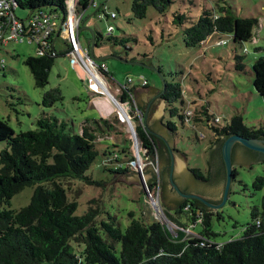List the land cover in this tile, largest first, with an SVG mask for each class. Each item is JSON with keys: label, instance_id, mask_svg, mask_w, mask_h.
<instances>
[{"label": "trees", "instance_id": "trees-1", "mask_svg": "<svg viewBox=\"0 0 264 264\" xmlns=\"http://www.w3.org/2000/svg\"><path fill=\"white\" fill-rule=\"evenodd\" d=\"M174 2L175 0H132V11L135 17L144 18L152 6L163 14ZM16 3L17 8L27 9L30 14L41 11L57 22V29L49 39L50 45L45 48V52L40 53V48H44L41 43L31 41L37 44L38 55H30L25 59V64L34 76L35 85L45 88L49 84L50 72L57 58L69 54L71 50L67 41L65 49L56 46V38L62 37L63 26L60 25L66 20L68 2L16 0ZM90 6L95 7L97 11H105L109 17L104 4L99 6L96 0H77L75 4L76 11L80 14ZM60 10L63 17L58 12ZM2 21L0 19V25ZM173 24L183 27V38L187 47L202 45L216 32L221 34L219 40L229 38L234 43L242 44L253 39V30L259 25L257 18L241 17L231 6L219 3L216 6L204 7L196 19L185 13L175 12ZM93 30L94 44L98 46L103 34ZM31 35L28 34L26 39L30 40ZM107 39L116 45L127 43L113 33L107 35ZM3 44L0 40V47ZM236 60L235 70L244 73L246 70L243 57L236 55ZM2 64L3 61L0 68L4 70L5 65ZM102 73L108 74L107 71ZM253 75L254 86L264 97V56L253 63ZM128 86L125 84L120 87L118 98L122 102L132 100L135 95L134 88ZM160 92L170 116L161 120L168 134L176 138L179 133V123L173 120V117H177L184 127L191 123L192 119L206 123L212 131L207 148L210 153L208 165L211 164V156L222 158L225 177L222 147L229 136L264 139V126L256 128L247 125L241 114L232 116L230 122L224 126L220 124L219 116L211 114L209 106L205 104L200 111H196L197 113L194 111L193 115L187 114V101L179 82L166 81L164 90ZM63 100L62 89L53 87L44 93L42 104L50 108ZM10 105L14 106L13 102ZM115 120L119 119L115 117ZM153 129L155 128L147 124L135 125L134 128L147 154L158 155L168 162V166L162 170V182L159 183V177L156 176L150 186L156 188L159 184L164 198L171 155L168 150L162 151L156 134L151 132ZM112 130L114 124L111 121L92 118L85 120L80 131L76 132L74 126L66 120L44 111L36 119L35 128L17 132L8 120L0 118V142H6V147L0 151V264H264V194L261 207L252 209V220L244 227L242 235L225 242L217 240L220 234L214 230L213 224V217L217 215L223 218V211L214 213L213 209L197 198H185L177 211V214L185 213L192 224L199 222L197 224H200L202 229L199 236L195 237L188 236L187 229L192 231L190 227H178L172 231L161 221L149 223L136 218L133 211L129 213L131 220L126 228L110 211H105L106 218L100 220L98 217L104 212L99 210L78 214V201L69 200L67 190L58 179L70 175L87 183L101 184L102 181H97L91 174H87L99 155L98 146L106 143L102 161L106 171L125 173L134 170L135 157H131L129 147L113 149L115 145L98 138L100 131ZM201 134H196L198 141L206 138V135ZM237 146L242 144L237 143ZM175 149L186 157L184 151L179 150L177 146ZM248 150L257 154L255 150ZM258 159L264 165V156ZM188 169L196 181H213V171L205 173V169L195 166H189ZM233 176L234 179L237 176L235 167ZM49 181L52 186L46 184ZM27 186L35 187L30 203L19 210L13 209V197ZM253 189L264 190V175L256 177ZM166 215L171 221L185 226L173 214L166 212ZM203 240L205 243L201 244Z\"/></svg>", "mask_w": 264, "mask_h": 264}, {"label": "rangeland", "instance_id": "rangeland-1", "mask_svg": "<svg viewBox=\"0 0 264 264\" xmlns=\"http://www.w3.org/2000/svg\"><path fill=\"white\" fill-rule=\"evenodd\" d=\"M96 2L99 6L104 4L107 13H117L116 18L107 17L105 11H97L93 6L88 7L84 12V20L91 26L82 31L81 44L85 48L92 28L100 31L103 38L100 45L94 47V53L97 57L108 56L105 63L112 75H104L103 70L98 71V83H95V78L82 64L83 62L80 67L75 57L69 53L57 58L50 72L49 84L45 88H39L35 85L29 66L25 64L28 56L38 55L37 44L25 39L18 42L11 41L0 47V62L3 61L5 65L4 70L0 68V118L8 120L10 126L17 132L35 128L36 119L44 111L66 120L74 126L76 132L80 131L82 123L87 119H107L114 124V130L100 131L98 133L100 141L115 145L113 149L129 147L132 152L131 157H135L134 161L137 162L134 170L116 174L140 173L150 166L155 177H159L160 183L162 182L160 157L147 154L129 122L131 119L133 124L135 121L140 125L145 124V113L138 106L135 95L132 100L121 102L118 98L119 94L115 91L116 87L125 84L130 87H144L143 81L146 80V88L141 89L160 92L164 90L166 81L179 82L187 101V114L193 115L194 111L197 113L196 111H200L205 104L209 106L211 114L219 116L222 126L230 122L232 116L240 114L247 125L256 128L264 126V97L257 92L253 81V63L264 56V0H175L163 14L154 7H149L144 18L135 17L132 0H96ZM218 3L231 6L241 17L258 19L259 25L253 30V39L242 44L234 43L229 39L224 44V40H219L221 34L216 32L202 45L187 47L184 43L183 27L173 24L174 13H185L196 19L204 7L216 6ZM58 12L63 17V12L61 10ZM16 14L20 19H26L30 11L18 7ZM110 26L114 27L113 35L120 40H126V44L116 45L113 41H108ZM63 38L66 39L65 35ZM56 46L57 48L63 46L61 37ZM236 55L243 57L246 70L244 73L235 70ZM91 83L102 89L110 88L121 105L110 97L108 91H101L106 92L104 95L114 107L111 112L102 113V109L89 102L90 94H94L90 91ZM53 87L62 89L64 100L56 103L54 107L47 108L43 106L42 98L44 93ZM158 100L163 106L159 121L166 116L170 118L165 109L166 103L160 96ZM11 102L14 106L10 105ZM138 108L141 110L139 111ZM115 117L119 120H115ZM173 120L179 123V133L176 138L168 135L173 147L177 146L187 154L186 158L174 152L183 158L187 173L191 176L187 170L189 166L200 167L208 173L207 148L212 138L211 129L206 123L195 119L185 127L180 124L177 117H173ZM164 131L168 133L165 129ZM196 134L206 135V138L198 141ZM105 145L106 143L98 146L99 155L87 171L93 179L102 181L101 184L87 183L70 175L58 179L67 190L69 200L78 201V214L88 210H99L104 212L100 213L98 217L100 220L106 218L105 211H110L126 228L131 220L129 215L131 211L136 218L149 223L153 221L165 223L163 214L169 212L185 224L182 226L170 220L172 222L169 224L170 230L190 227L192 231L187 229L188 236H199L201 225L192 224L185 213L177 214L178 206L168 207L163 200L159 184L156 188L150 187L154 180L150 181L144 191L141 185L135 183L114 182L108 185L114 180L115 173L106 171L102 165ZM5 147L6 142H0V151ZM234 167L237 176L231 183L227 202L220 209L223 211V218L217 215L213 217L214 230L220 234L217 236L219 242L240 237L244 227L252 220V209L260 208L262 204L264 190H254L253 182L257 176L264 175V165L260 162L247 167L240 165ZM192 179L199 184L207 183L196 181L193 177ZM46 184L52 186L50 181ZM34 188L27 186L22 189L13 197L11 207L19 210L28 205Z\"/></svg>", "mask_w": 264, "mask_h": 264}, {"label": "water", "instance_id": "water-1", "mask_svg": "<svg viewBox=\"0 0 264 264\" xmlns=\"http://www.w3.org/2000/svg\"><path fill=\"white\" fill-rule=\"evenodd\" d=\"M94 47L95 45L93 42L91 49H90V59L94 63H97L98 61L106 60L108 58V56L97 57L94 53ZM134 92H135L138 106L143 109L144 113L145 111L147 112L145 113V120H144L145 125L147 124L148 126H152L156 130L161 129L159 126V118L163 111V106L158 100V96L161 95V92H156L150 89H141V88ZM130 124L134 128V125H138V121H135L134 124L132 121H130ZM151 132L153 134H156L153 130H151ZM159 132L162 134L165 133L163 129ZM167 139L168 141L171 142V145H173V142L168 134H167ZM237 143H241L242 145L252 150H256V151L264 153V140L262 139H255V138L250 139L247 137H243L241 135L229 136L224 141L223 147H222L223 160H224L225 168H226V177L224 175V165L222 163V158L218 156V159H217V158H214V156H211L210 157L211 164L209 165L207 164V171H213L212 172L213 181L207 182L205 184H199V183L194 182L192 177L186 171L183 158L173 153L172 151H170L171 152L170 153L171 162H170L169 178L167 176L165 197L163 198L165 204L170 208L177 207V204L175 202L177 195L175 191L173 190V187H174L175 190L183 197L189 198V199L197 198L201 200L202 202H204L205 204H207L211 209L215 211L220 210L223 207V205L227 202L228 194L230 191V186L234 179V176H233L234 165H240L243 167H247L250 164L260 163V161H258L260 159L256 157L242 158L238 155L235 156V161H233V150ZM209 156H210V153H209ZM209 156H208V159H209ZM164 166L167 167L168 162L166 161V159L163 160V158L160 157V179L163 178L162 170ZM216 171H218V173H221V175L217 174ZM174 174L178 178V181H180L183 186H186L187 189L191 192H183L179 188L178 184L176 183L174 179ZM154 177H155V174L152 171V168L149 166L140 173H130L127 175L115 173L114 180L108 185L113 184L114 182H124L127 184L135 183L137 185H141L144 191L148 187L150 181L154 180ZM210 199L216 200V201L221 199V201L213 202ZM163 219L165 223H167L168 225L172 223L166 215H163Z\"/></svg>", "mask_w": 264, "mask_h": 264}, {"label": "built area", "instance_id": "built-area-1", "mask_svg": "<svg viewBox=\"0 0 264 264\" xmlns=\"http://www.w3.org/2000/svg\"><path fill=\"white\" fill-rule=\"evenodd\" d=\"M77 0H67L68 2V10L66 13V20L63 22L60 27L63 26V33L65 37H67V42L71 47L70 54H72L76 61L82 63L88 71L93 75L94 80L97 82L98 71H106L108 69L105 62H97L94 63L90 59V51L89 48L85 47L80 42V35L78 33L81 21H82V13H78L75 8ZM17 3L16 0H0V19H2V23L0 25V40L5 43L9 41H22L28 37V34H32L29 41H36L41 43L44 48H40V53L43 54L47 49L49 44V39L52 37L53 33L57 29V22L49 15L44 14L39 11L36 14L33 12L28 16V18L20 19L16 14ZM106 10V8H105ZM109 17L116 18V12L108 13ZM3 27V29H2ZM114 31V27L110 26L108 28V35L112 34ZM59 33V32H58ZM223 43L228 42L227 39H223ZM52 47V44H51ZM46 48V49H45ZM1 64V62H0ZM3 65V64H2ZM132 80H130L131 82ZM94 82V81H93ZM147 81H143V85H146ZM92 87L95 88L96 85L92 83ZM100 91H102L100 89ZM140 111V109H138ZM137 164V162H135ZM136 166L134 167V169ZM164 215V214H163ZM166 224L168 227L170 225ZM188 231H190L188 229ZM205 240L201 242L204 244Z\"/></svg>", "mask_w": 264, "mask_h": 264}, {"label": "crops", "instance_id": "crops-1", "mask_svg": "<svg viewBox=\"0 0 264 264\" xmlns=\"http://www.w3.org/2000/svg\"><path fill=\"white\" fill-rule=\"evenodd\" d=\"M103 5V4H102ZM90 24L89 23H86V21L84 20V13H83V15H82V21H81V25H80V28H79V31H78V33H79V37H81V33H82V31L84 30V29H89L90 28ZM94 28H92V30H93ZM91 32V31H90ZM93 32H94V30H93ZM93 32H91V35H90V37H88L87 38V44H86V46L85 47H87V48H89V51H90V49H91V46H92V44H93V42H94V39H93V37H94V33ZM114 32V31H113ZM93 35V36H92ZM108 35V34H107ZM63 36H64V33H63V31H62V43H63V46L61 47V48H64L65 47V41H67V37H66V39H64L63 38ZM91 38V39H90ZM59 40H60V36L59 37H57L56 38V44L59 42ZM91 40H93V41H91ZM92 42V44H91V46H89V42ZM80 42H81V40H80ZM95 45V44H94ZM95 47H97V45H95ZM66 48V47H65ZM78 62V61H77ZM78 64L80 65V67H82V64L80 63V62H78ZM80 72H81V69L79 70ZM107 72H108V76H112L111 74H110V72L108 71V69L106 70ZM80 77H81V74H80ZM91 85H92V83H91ZM145 88H146V85H143ZM92 87V86H91ZM144 87H131V88H134V90H138V89H140V88H144ZM117 89H118V87H116L115 88V91H116V93L117 94H119V92L117 91ZM90 90V89H89ZM91 92H94V94L92 95V94H90V96H89V102L91 103V102H93L94 104H96L97 105V107H99L100 109H102V113L104 112V111H109V112H111L113 109H114V107L112 106V104L110 103V101L108 100V97H106V95H104V94H102V93H100V88H95L94 86L92 87V90H90ZM89 92V91H88ZM159 126H160V128L161 129H165L164 127H163V125L161 124V120L159 121ZM187 164V163H186ZM189 164V163H188ZM189 168V167H188ZM187 170H189V169H187Z\"/></svg>", "mask_w": 264, "mask_h": 264}, {"label": "flooded vegetation", "instance_id": "flooded-vegetation-1", "mask_svg": "<svg viewBox=\"0 0 264 264\" xmlns=\"http://www.w3.org/2000/svg\"><path fill=\"white\" fill-rule=\"evenodd\" d=\"M162 129H158V130H156V129H153V131L156 133V137H157V140H158V143H159V146L162 148V151H164L165 152V150H168L169 152L170 151H172L173 153L174 152H177V153H180V154H182L183 156H185L182 152H180V151H178V150H176L175 149V147H173V145H171V142L170 141H168V139H167V134L168 133H164V134H162V133H160L159 131H161ZM262 140H264V139H262ZM250 149V148H249ZM256 151V150H255ZM171 153V152H170ZM236 155H238V156H240V157H242V158H245V157H256V158H258V157H260V156H264V153H262V152H259V151H257V154H254V153H251L249 150H248V147H246V146H244V145H242V146H237L236 147V145H235V147H234V156H233V161H235V156ZM260 155V156H259ZM163 160H164V158H163ZM164 168H165V166H164ZM174 179H175V181H176V183L178 184V186H179V188L183 191V192H191V191H188V189H187V187L186 186H183L182 184H181V182L180 181H178V178L176 177V175L174 174ZM170 181V180H169ZM173 187V186H172ZM173 190L175 191V193H176V195H177V198L175 199V202H176V204H177V206L179 207V205L181 204V202H182V200H184L185 199V197H183L182 195H180L176 190H175V188L173 187ZM202 195V194H201ZM204 196V195H203ZM206 197V196H205ZM208 198V197H207ZM209 199V198H208ZM210 200H212V199H210ZM214 201V200H213ZM221 201V199L220 200H218V201H216V202H220ZM214 213H217V212H215V210H212ZM216 211H218V210H216Z\"/></svg>", "mask_w": 264, "mask_h": 264}, {"label": "clouds", "instance_id": "clouds-1", "mask_svg": "<svg viewBox=\"0 0 264 264\" xmlns=\"http://www.w3.org/2000/svg\"><path fill=\"white\" fill-rule=\"evenodd\" d=\"M225 39H227V38H225ZM229 39V38H228ZM223 40V39H222ZM98 62H104V60L103 61H98ZM107 65V64H106ZM96 83V82H95ZM147 85V84H146ZM122 86H124V85H122ZM109 87V86H108ZM120 87L121 86H119L118 87V92L120 91ZM129 88H131L130 86H128ZM99 88V87H98ZM101 88V87H100ZM102 89V88H101ZM102 91H108L109 92V94L111 95L110 97L111 98H113V99H115V101H116V103L118 104V105H121L120 103H119V101L117 100V98H115V96L112 94V92H111V89L110 88H107V87H105L104 89H102ZM100 93H102V94H106V92H101L100 91ZM108 94V95H109ZM122 102V101H121ZM123 103H126V102H123ZM138 109H140V108H138ZM141 110V109H140ZM131 121V119H129V122ZM133 122V121H132ZM139 125V124H138ZM134 128H135V125H134ZM135 132V131H134ZM189 171V170H188ZM165 215V214H164ZM197 223H199V222H197Z\"/></svg>", "mask_w": 264, "mask_h": 264}]
</instances>
